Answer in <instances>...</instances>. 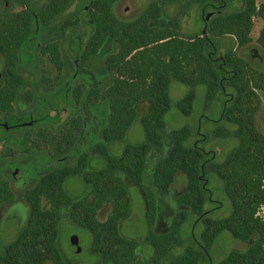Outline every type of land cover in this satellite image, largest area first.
Instances as JSON below:
<instances>
[{"label": "trees", "instance_id": "trees-1", "mask_svg": "<svg viewBox=\"0 0 264 264\" xmlns=\"http://www.w3.org/2000/svg\"><path fill=\"white\" fill-rule=\"evenodd\" d=\"M14 1L20 6L18 10L0 11L3 59L0 112L14 109L13 102L22 84L16 69L19 51L32 33L35 19L42 23L52 20L73 0H46L44 7L35 12L30 0ZM116 1L87 0L84 15L90 32L82 39L77 58L78 69L87 72L86 63L98 49L107 40H117L115 51L103 60L112 73L111 82L103 88L93 76V83L86 90L83 84H77L72 97L75 102L82 99L83 113L69 119L57 133L44 129L33 131L36 147H47L53 157L65 155L77 139L79 143L86 141L92 107L104 101L110 114L100 130V139L90 150L80 152L74 164L44 173L25 189L29 206L26 222L0 253V264H66L56 243L63 214L74 224L90 230L91 250L99 259L96 264H131L137 242L123 237L118 227L131 202L127 181L141 190L145 219L150 225L155 220L158 200L169 195L179 172L186 177V185L176 198L180 209L172 216L167 231H150L144 238L154 248V260L197 264L204 258L203 250L194 241L183 243L182 227L192 214L193 224L200 222L202 227L199 241L205 249L224 231L238 240L255 236L247 248L229 251L218 264H264V218L258 214L264 205V134L254 121L260 105L258 91H264V69L247 64L232 47L218 54L219 38L223 36L234 37L238 46L251 40L254 16L262 21L256 41L264 54V1L257 5L255 0H242L240 9L225 12L231 0H150L132 19H121L115 14ZM165 5H178L180 11L159 27L155 22ZM193 6L198 8L205 34L200 30L182 36L179 34L181 12ZM40 52L48 55L56 69L61 70L57 41L43 44ZM171 81L188 88L175 101L169 93ZM200 86L204 88V103H217L219 107L211 137L235 139V144L220 160L214 150L198 145L199 124L193 130L186 125L170 130L169 143L165 144V114L174 104L182 114L190 115ZM24 98L30 101L31 93L26 91ZM142 99L152 104L141 118L144 141L125 143L120 153H110L108 144L124 139L135 120V104ZM192 134L196 139L190 141ZM89 151L103 156L101 167L88 168ZM151 153L155 157L148 186L143 183V174ZM211 174L221 181L230 200V211L223 217L209 214L220 205L205 208L206 204L215 202L208 186ZM70 176L80 177L94 191L96 199L92 205L66 191L65 181ZM13 197L8 181L0 179V204L11 202ZM104 204L110 210L104 220H99L97 211ZM176 245H184V250L169 259V251Z\"/></svg>", "mask_w": 264, "mask_h": 264}, {"label": "rangeland", "instance_id": "rangeland-1", "mask_svg": "<svg viewBox=\"0 0 264 264\" xmlns=\"http://www.w3.org/2000/svg\"><path fill=\"white\" fill-rule=\"evenodd\" d=\"M46 0H30L32 10L39 11L44 7ZM150 0H117L114 4V12L121 19H132L137 16ZM264 0H255L258 5ZM242 0H231L224 9L225 12L237 10L242 7ZM87 0H73L62 12L52 20L42 23L35 19L33 31L22 44L19 51L17 71L22 77V84L17 90V96L13 102L12 112H0V121L5 118L19 120L34 116H40L46 109L57 108L62 102L67 100L62 118L55 121L43 122L33 127L13 126L5 128V123L0 126V179L8 180L13 192V200L0 205V250L6 243L12 241L18 231L22 228L23 221L28 215L29 206L24 197L25 189L33 186L37 180L46 172L54 168L69 166L76 162L80 152L90 150V148L99 141L101 128L106 124L110 108L107 102H99L92 107L93 116L87 126L86 141L79 143L78 139L74 142L72 148L62 156L53 157L47 147L36 148L31 142L34 138L32 134L25 137L29 129L47 128L51 132H56L69 119L81 115L82 99L75 102L72 97V90L77 84H83L86 90L93 83V76L101 87L105 88L111 82L112 73L104 65L105 56L115 51L117 40H107L100 49L86 63L87 72H81L78 69V54L82 47V39L86 38L90 32V26L86 23L84 8L86 9ZM20 6L14 0H0V11L18 10ZM178 5L163 6V13L155 22L157 26H163L168 17L179 12ZM76 19L78 21H76ZM181 28L179 34L197 33L203 28V23L199 19V11L196 6L181 12ZM70 22H75L70 23ZM252 28L250 30L251 40L242 46L236 45V40L231 36L219 38L221 41L218 47V54L221 55L228 48L232 47L235 54L242 57L247 64L254 68L264 69V54L256 41L262 21L258 16L252 18ZM50 41H57L62 61L61 70L50 62L48 55H42L40 47ZM3 66V59L0 55V70ZM35 86V88H33ZM187 87L171 81L169 93L172 101L182 96ZM31 93V101L24 98V93ZM197 98L194 108L190 115L182 114L174 104L164 116L165 130L163 136L165 144L169 143V131L181 126H189L192 130L199 124L200 141L198 145L203 149L214 150L218 160L224 158L229 149L235 144L233 138H213L211 130L218 117L219 107L217 103H204V88H197ZM260 105L254 115V121L257 129L264 134V91H258ZM66 95V96H65ZM64 100V101H63ZM65 103V102H64ZM61 104V105H60ZM152 104L147 99H142L135 104V120L128 128L123 140L108 144V150L112 154H118L125 143H139L144 141L145 134L141 124V118L148 113ZM22 116V117H21ZM18 120V119H17ZM6 122V121H4ZM94 128V130L92 129ZM196 139L191 135L190 141ZM154 154L148 157L147 166L143 174V183L151 184V170L154 161ZM104 164L103 156L89 151L88 168L96 169ZM19 168L23 173L12 172ZM129 187L131 202L128 214L119 221V232L123 237L133 239L137 242V247L131 264H168V259L161 261L154 260V248L145 242V236L153 231L155 233L165 232L169 229L170 220L174 213L180 209L176 198L186 185V177L179 172L171 187L167 197L160 198L157 202V212L152 224H148L145 219V205L141 190L132 182L127 181ZM209 188L212 191L213 203H208L205 208L219 207L212 209L209 214L213 217L226 216L230 211V200L223 191L221 181L215 174L209 176ZM66 191L92 205L95 202V193L78 176H70L65 181ZM110 210L108 204H104L97 211V218L104 220ZM258 214L264 218V205L258 211ZM22 215L21 224H18V217ZM194 215L190 214L182 227V238L184 245L190 244V233L193 231L199 238L202 230L200 222L193 224ZM255 239L251 236L247 240H238L224 231L215 240L210 248V253L214 259L223 258L229 251L244 250ZM78 242L79 250L71 248V242ZM92 234L90 230L74 224L65 214H63L58 227L57 246L58 250L66 264H96L98 254L91 250ZM184 245H176L169 251L168 257L174 258L182 254ZM219 254V255H218ZM47 264H51L47 262Z\"/></svg>", "mask_w": 264, "mask_h": 264}, {"label": "flooded vegetation", "instance_id": "flooded-vegetation-1", "mask_svg": "<svg viewBox=\"0 0 264 264\" xmlns=\"http://www.w3.org/2000/svg\"><path fill=\"white\" fill-rule=\"evenodd\" d=\"M22 48V47H21ZM2 69V68H1ZM17 69V68H16ZM1 74H2V72H1V70H0V78H1ZM33 88H35V86H33ZM66 96V95H65ZM30 101H31V99H30ZM64 101V100H63ZM65 102V103H64ZM64 102H62V105L61 106H59V104H58V107L57 108H52V109H46L45 108V112L43 113V114H41L40 116H34V115H32V117H30V118H27V119H24L23 121L20 119L19 120V117H13V118H17L16 119V121L14 120H10V118H12V117H8V118H5V120L4 121H6V122H4V121H0V126H2L3 124L2 123H5V128L4 129H6L7 130V128H10V127H13V126H17L18 128H20V127H24V126H28V127H33L34 125H38V124H42L43 122H51V121H55V122H58V120L60 119V118H62L63 117V115H64V110H65V108H64V106H65V104L67 103V100H65ZM12 112V111H11ZM22 117V116H21ZM38 129H44V130H48L47 128H40V127H38V128H36V129H29L28 131H26V134H25V137L26 138H28L29 136H31L32 134H33V131H38ZM60 129V128H59ZM58 129V130H59ZM58 130L56 131V132H52V133H57L58 132ZM51 132V131H50ZM34 135V138H36V135L35 134H33ZM29 139V138H28ZM31 142L35 145V147H36V144H35V142H34V139L32 138L31 139ZM36 148H38V147H36ZM18 172V173H20V174H22L23 175V173L20 171V169L19 168H15V170L12 172V176L13 175H15V173L14 172ZM8 181V180H7ZM9 183V182H8ZM9 187H10V184H9ZM10 189H11V187H10ZM3 204V203H2ZM1 205V204H0ZM21 218H22V215L21 216H19L18 217V219H17V221H18V224L20 225L21 224ZM26 219H27V216L25 217V219H24V221H23V224H22V227H23V225L25 224V222H26ZM190 239H191V242H193L194 241V243L199 247V248H201L202 250H203V252H204V258L203 259H201L197 264H218L219 263V259H214V256L210 253V248L209 249H205L204 248V246L202 245V243L199 241V238H197L196 236H195V233L193 232V231H191V233H190ZM11 242V241H10ZM10 242H8V243H10ZM8 243H6V245L8 244ZM6 245L4 246V248L2 249V250H0V253H3L4 251H5V247H6ZM219 255V254H218ZM52 264V263H51Z\"/></svg>", "mask_w": 264, "mask_h": 264}, {"label": "water", "instance_id": "water-1", "mask_svg": "<svg viewBox=\"0 0 264 264\" xmlns=\"http://www.w3.org/2000/svg\"><path fill=\"white\" fill-rule=\"evenodd\" d=\"M208 16H206L207 18ZM202 32L205 34V28L202 29ZM71 248L72 249H76V250H79V247H78V242L76 240H73L71 242Z\"/></svg>", "mask_w": 264, "mask_h": 264}]
</instances>
